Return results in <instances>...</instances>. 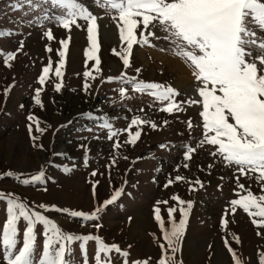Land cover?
<instances>
[{"label":"rangeland","instance_id":"obj_1","mask_svg":"<svg viewBox=\"0 0 264 264\" xmlns=\"http://www.w3.org/2000/svg\"><path fill=\"white\" fill-rule=\"evenodd\" d=\"M83 2L101 17L98 19L100 71L95 70V62L85 55L90 47L85 29L73 27L65 65L61 76L57 77L58 50L62 48L59 41L66 39L69 33L57 26L54 20L43 21V27L39 24L30 26L24 21L37 14L42 18L44 12L49 16L59 14V10L50 4L44 5L41 11L34 10L24 0H0V31L11 32V35L0 36V51H16L23 42L22 51L9 62L10 67L0 56V175L4 177L0 179V191L15 193L29 205H55L88 213L101 207L99 218L94 221L51 210L43 214L66 232L99 236L105 244H116L130 254L127 258L115 252L108 254L111 264H124L125 259L129 264L138 260L158 264L162 251L160 245L167 248V242L155 219V209L160 208L165 228L170 229L167 209L177 208L174 218L178 223L182 219L180 207L187 208V204L181 206L172 199L178 195L184 201H192L193 206L189 210L185 231L176 245L178 250L172 264H234L225 238L242 264H258V254L264 252V227L254 225V217L242 208L237 207L233 214L230 201L246 195V190L257 196L264 194L261 188L264 180H256L258 173H251V178L240 176L239 183L244 185V189H239L236 182L239 173L235 166H227L219 157L210 154L215 151V146L205 144L197 148L190 160L184 159V146H196L202 138L201 105H184V111L169 114L159 111L163 105L148 93H137L130 84L107 80L109 76L118 77L126 73L129 78L164 83L181 93L177 97L179 100L186 98V93L192 94L197 83L190 62L174 55L167 41L153 39L154 46L134 45L130 66L125 68L122 60L112 52L114 48L122 51L126 47L109 18L115 13L97 7L93 0ZM17 3L22 6L15 7ZM103 21L115 30L112 39L104 37ZM47 28L52 29L55 39L48 40L43 34ZM139 34L138 30V37ZM48 47H51V52L47 51ZM166 55L177 57L191 71L193 87L179 86V75L164 62L163 56ZM50 63L52 70L41 85L38 78ZM85 72H91L92 76L86 77ZM57 83L62 85L59 91L55 90ZM85 83L89 85L87 90ZM121 87L128 89L124 97L120 95ZM7 89L10 91L6 92ZM36 89H41L42 106L35 103ZM140 109L144 110L143 113ZM30 115L34 120L28 119ZM136 116L155 122L158 127L153 129L147 124L132 126V132L142 129L135 145L125 143L127 132H119L111 140L108 138L110 129L102 126L106 121L112 124L111 130L119 131L128 128ZM189 119L193 122L191 130L187 126ZM35 120L39 121L42 132L36 130ZM165 120L168 122L166 125L163 123ZM116 141L121 146L114 149ZM161 144L168 147L161 148ZM186 163L187 168L184 167ZM41 169L46 174L45 179L30 185L6 175L12 171L22 178H29ZM93 171L96 176L91 175ZM177 176L185 179L175 181ZM170 179L174 183L168 185ZM197 180L203 182V187L195 185L197 190H190ZM93 184L96 185L95 191ZM121 188L122 195L103 207V202ZM162 201H167V204L159 203ZM6 208V202L0 200V229L7 218ZM226 209L228 214L225 217ZM225 218L228 221L226 226ZM96 224L100 227L96 228ZM137 224L138 229L134 231ZM24 227L25 222L21 220V242ZM36 231V256L39 258L43 248L40 235L43 226L37 225ZM72 247L75 264H82L80 242H75ZM96 247V241L88 242L90 264H94L92 255ZM168 255H173L170 250ZM0 264H5L2 250Z\"/></svg>","mask_w":264,"mask_h":264},{"label":"snow or ice","instance_id":"obj_2","mask_svg":"<svg viewBox=\"0 0 264 264\" xmlns=\"http://www.w3.org/2000/svg\"><path fill=\"white\" fill-rule=\"evenodd\" d=\"M93 2L97 7L107 9L108 13H115L110 14L109 18L117 28L119 40L126 47H123L122 51L114 48L112 52L122 60L125 68L130 66L134 45L154 46L153 39H163L169 43L174 55L190 62L189 66L197 83L192 94L186 93V98L178 100L177 97H180L181 93L171 85L129 78L126 73H121L118 77L109 76L108 82L120 81L132 85L134 92L148 93L163 105L159 111L169 114L184 111V105H201L199 116L202 118V138L196 146H184V159L190 160L197 148L205 144L215 146V151L210 154L219 157L227 166H235L239 173L236 176L239 189H244V185L239 183L240 176L251 178V173H258L256 180L258 182L264 180V0H93ZM24 3L32 6L34 10L42 11L43 6L49 4L59 10V14L49 16L44 12L42 18L37 14L33 19L24 21L30 26L39 24L43 27V21L54 20L57 26L69 33L66 39L59 41L62 48L58 50L60 60L59 67L55 69L57 77L61 76V69L65 65L73 27L85 29L90 42L85 55L88 60L95 62V70L100 71L98 19L101 17L90 10L83 0H24ZM21 6L20 3L15 5L17 8ZM158 33H163V36H159ZM6 34L11 35V32L0 31V36ZM43 34L48 40L55 39L51 28H47ZM22 49L23 42L16 51L6 53L0 51L4 64L10 67L9 62L14 61ZM47 51L51 52V47H48ZM51 70V63L44 67L42 75L38 78L41 85L45 83ZM136 71L139 72L140 69ZM85 76H92V73L85 72ZM61 87L62 85L57 83L55 90L59 91ZM88 87L89 85L85 83V90ZM119 91L124 97L128 89L121 87ZM40 92L41 89H36L35 103L42 106ZM139 111L143 113L144 110ZM28 119L34 120V117L30 115ZM35 123L36 130L42 132L39 121L35 120ZM163 123L166 125L168 122L165 120ZM145 124L153 129L158 127L155 122L141 119L139 116L131 120L128 128L119 131L111 130L113 126L107 121L102 126L110 129L108 137L110 140L119 132H127L128 140L125 143L135 145L142 129L132 132L131 127ZM187 126L192 129L191 119L187 121ZM28 127L31 132L32 125ZM120 146L119 141L114 143V149ZM160 147L167 148L168 145L161 144ZM112 164H115V160ZM184 167L187 168L188 164L186 163ZM6 175L19 180L22 184L30 185L44 180L46 174L41 169L29 178H22L12 171H8ZM91 175L96 176L97 173L93 171ZM3 178L0 175V179ZM184 179L182 176L175 177V181ZM172 183L174 181L170 179L168 185ZM195 185L203 187V182L195 181L190 190H197ZM95 187L93 184V191ZM261 188L264 191V185H261ZM246 191V195L230 201L231 212L234 214L237 207L242 208L250 217H254L252 220L254 225L264 227V194L257 196L250 190ZM122 193V188L114 191L111 197L103 202V207L114 203ZM172 199L178 201L181 206L187 204V208L180 207L182 219L178 223L174 218L177 208L167 209L170 229L165 228L160 208L155 209V219L167 242V248L164 244L160 245L162 251L158 264H172L174 254L178 250L176 245L185 231L189 210L193 206L192 201H184L178 195ZM0 200L5 201L7 205V218L0 229V250L4 253L5 264H75L72 245L77 241L80 242L82 264H90L87 248L89 241L97 242L92 255L94 264H111V256L108 254L112 252L119 253L125 258L130 255L116 244L110 246L105 244L99 236L66 232L56 221L43 214L51 210L94 221L99 218L101 207L88 213L55 205H29L15 193L3 191H0ZM159 203L167 204V201ZM37 208L41 210H36ZM227 214L226 209L225 217ZM21 220L25 222L22 242L19 228ZM227 223L225 218V226ZM37 225L43 226L40 233L43 237V248L39 258L36 256ZM95 227L99 228L100 225L96 224ZM257 234L260 235L259 232ZM225 245L234 264H242L226 238ZM169 250L173 255H168ZM258 256V264H264V252ZM124 264H129L127 259L124 260ZM133 264H150V260H138Z\"/></svg>","mask_w":264,"mask_h":264},{"label":"bare ground","instance_id":"obj_3","mask_svg":"<svg viewBox=\"0 0 264 264\" xmlns=\"http://www.w3.org/2000/svg\"><path fill=\"white\" fill-rule=\"evenodd\" d=\"M103 35L106 38H113V28L111 29V26H109L108 22L103 21ZM159 36L163 35V33H158ZM107 42V41H106ZM164 57V62L168 64L169 67H171L174 71V73L179 75V86H182L186 89H189L190 87H193L194 80L191 75V71L175 56L166 55ZM191 76V77H190ZM195 87V86H194ZM68 195V194H66ZM139 224V223H138ZM138 224L135 226L134 231L138 229ZM201 248V247H200Z\"/></svg>","mask_w":264,"mask_h":264}]
</instances>
